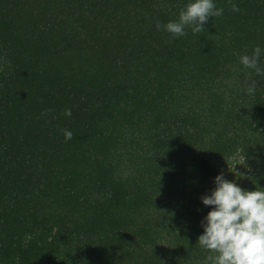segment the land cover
Listing matches in <instances>:
<instances>
[{
	"label": "trees",
	"instance_id": "1",
	"mask_svg": "<svg viewBox=\"0 0 264 264\" xmlns=\"http://www.w3.org/2000/svg\"><path fill=\"white\" fill-rule=\"evenodd\" d=\"M186 3L0 0V264H201L214 178L264 187V0Z\"/></svg>",
	"mask_w": 264,
	"mask_h": 264
},
{
	"label": "clouds",
	"instance_id": "2",
	"mask_svg": "<svg viewBox=\"0 0 264 264\" xmlns=\"http://www.w3.org/2000/svg\"><path fill=\"white\" fill-rule=\"evenodd\" d=\"M232 10L240 11L235 3ZM223 11L216 0H187L178 19L158 22L156 27L174 37L186 35L188 27L195 34L205 28L210 17L222 16ZM262 54L264 48L257 45L251 54L240 55L239 62L254 69L258 76L264 75V68L259 66ZM256 88L257 82L252 81L247 92L253 94ZM65 115L71 116V109ZM63 131L65 139H72L70 130ZM214 184L210 194L201 197L205 206H211L201 220L203 232L197 242L209 253L201 264H264V187L244 189L236 180L227 179L222 171L214 178Z\"/></svg>",
	"mask_w": 264,
	"mask_h": 264
},
{
	"label": "rangeland",
	"instance_id": "3",
	"mask_svg": "<svg viewBox=\"0 0 264 264\" xmlns=\"http://www.w3.org/2000/svg\"><path fill=\"white\" fill-rule=\"evenodd\" d=\"M234 163H235V165H236V164L238 163V161H235ZM232 166H233V165H232Z\"/></svg>",
	"mask_w": 264,
	"mask_h": 264
}]
</instances>
